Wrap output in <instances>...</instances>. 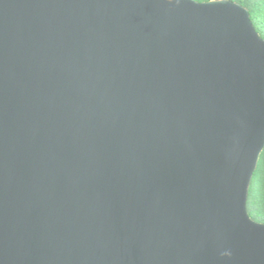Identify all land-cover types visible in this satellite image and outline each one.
<instances>
[{
  "label": "water",
  "instance_id": "95a60500",
  "mask_svg": "<svg viewBox=\"0 0 264 264\" xmlns=\"http://www.w3.org/2000/svg\"><path fill=\"white\" fill-rule=\"evenodd\" d=\"M263 148L243 6L0 0V264H264Z\"/></svg>",
  "mask_w": 264,
  "mask_h": 264
},
{
  "label": "trees",
  "instance_id": "16d2710c",
  "mask_svg": "<svg viewBox=\"0 0 264 264\" xmlns=\"http://www.w3.org/2000/svg\"><path fill=\"white\" fill-rule=\"evenodd\" d=\"M205 2L209 0H195ZM249 12L255 31L264 39V0H230ZM250 181L246 210L253 221L264 224V148Z\"/></svg>",
  "mask_w": 264,
  "mask_h": 264
}]
</instances>
